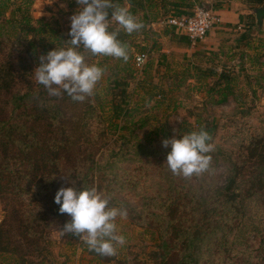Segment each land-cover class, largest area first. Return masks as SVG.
Returning a JSON list of instances; mask_svg holds the SVG:
<instances>
[{
	"label": "trees",
	"instance_id": "trees-1",
	"mask_svg": "<svg viewBox=\"0 0 264 264\" xmlns=\"http://www.w3.org/2000/svg\"><path fill=\"white\" fill-rule=\"evenodd\" d=\"M128 1L143 7L140 1ZM32 2L28 0V4ZM254 5L264 6V0H254ZM252 27L241 35V45L259 50L261 45L253 40L262 29L257 30L255 22ZM34 29L29 24L23 28L27 36ZM127 37L129 34L120 29L117 39L128 48ZM50 47L60 49L55 44ZM245 53L239 69L245 67ZM251 59L257 62L255 56ZM222 68L220 73L212 68L205 72L206 76L218 75L207 91L218 95V104L234 95L228 67ZM15 81V75L0 65V103ZM113 81L108 88L112 95L109 121L101 105L95 103L94 94L77 102L66 92L60 97L50 96L42 84L31 81L25 93L9 92L11 114L0 104V202L5 212L0 223V253L18 254L23 259L30 254L29 249L41 252L49 239V228L54 223L63 227L70 222L71 217L61 214L54 200L59 188L72 186L79 191L95 187L102 196H111L121 163L160 155V149L137 138V130L147 123L132 117L127 104L128 83L120 78ZM120 117L125 120L123 124L118 122ZM97 124L103 125L104 136L92 133L91 127ZM202 129L209 132L213 143L216 121L200 123L198 130H188L187 134ZM209 155L212 163L225 165L223 184L214 182L206 189L203 183L200 187L180 185L166 166L167 170L161 171L166 186L160 185L159 192L145 200L147 211L142 220L154 229L151 257L158 264H200V259L213 250L230 259L226 254L234 248H250L252 236H260L264 244V125L228 146L214 144ZM114 202H120L117 196L109 200V207ZM228 264L250 263L233 259Z\"/></svg>",
	"mask_w": 264,
	"mask_h": 264
},
{
	"label": "rangeland",
	"instance_id": "rangeland-1",
	"mask_svg": "<svg viewBox=\"0 0 264 264\" xmlns=\"http://www.w3.org/2000/svg\"><path fill=\"white\" fill-rule=\"evenodd\" d=\"M79 7L77 0H33L31 4H28V0H0V65L16 77L10 91L25 93L29 89V81L38 83L35 81L34 69L40 64L39 57L52 50L51 44L60 48L71 47L68 42L71 39L70 17ZM160 18L167 17L163 15ZM161 23V27L151 26L145 31L129 34L127 62L110 56L93 55L82 46L78 49L86 64H95L104 70L101 81L94 89V101L98 106L101 105L105 118L109 121L112 116V95L108 88L115 78L125 79L130 95L127 104L132 117L147 123L145 128L137 130L138 140L161 150L160 155L154 157H141V160L121 163L122 169L117 170L119 178L113 184L116 189H111L113 195H103L108 200L117 196L120 202H114L110 207L127 211L126 217L118 216L115 221L117 234L123 235L126 243L117 246L115 256H101L92 253L86 243L71 233L62 235V227L54 223L49 228L48 241L42 244L43 251H34L32 248L31 252L29 249L30 254L23 259L18 254L0 253V264H158L151 257L156 235L153 234V228L143 223L142 216L146 217L145 200L155 196L160 185L166 186L161 179V171L167 170L166 160L171 146L165 148L162 140L173 136L182 138L188 130H198L200 123L216 121L213 144L228 146L264 125V26L260 31L261 36H257L261 48L250 49V54L257 58V62H253L249 53H245L247 59L244 63L247 66L239 69L243 53L232 52L235 41L231 40V47L229 45L228 49L220 50L218 56L200 53L194 56L195 59H189L191 57H185L179 48L171 51L175 42L173 39L180 34L163 24V20ZM26 24L35 27L29 36L23 30ZM112 27L119 28V25L109 13V28ZM165 31L168 34L165 35ZM29 44L32 45L31 49H28ZM164 46L171 50L162 51ZM143 50H149V60L142 70L136 69L134 57ZM223 64L228 67L227 75L233 79L234 95L227 102L218 104V95L207 93L216 83L218 75L206 76L205 72L212 68L220 73ZM10 91H5L0 103L9 114L13 108ZM124 121L122 117L118 119L121 124ZM102 127L101 124L92 126V133L94 131V134L103 135ZM211 164L202 176H193L191 179L177 176L174 179L184 186L200 187L203 183L205 189L214 182L223 184L224 163ZM2 204L0 202V223L5 214ZM260 242V236L250 237V248H234L226 254V258L230 259L221 257L213 250L200 259V264H228L233 259L264 264V244Z\"/></svg>",
	"mask_w": 264,
	"mask_h": 264
},
{
	"label": "clouds",
	"instance_id": "clouds-1",
	"mask_svg": "<svg viewBox=\"0 0 264 264\" xmlns=\"http://www.w3.org/2000/svg\"><path fill=\"white\" fill-rule=\"evenodd\" d=\"M78 10L70 17L71 27L68 41L71 47L53 49L39 57L40 64L34 69L35 81L42 84L50 96L60 97L67 93L72 100L83 102L94 94L104 70L85 63L78 50L89 51L93 55L110 56L129 60L127 45L117 39L119 30L127 34L139 31L143 24L138 22L126 7L115 6L112 0H77ZM109 9L111 18L119 28L109 31ZM211 135L206 130L183 134L182 138H165L162 145L171 151L167 154V166L173 175L191 179L206 173L211 167L214 151ZM61 214H68L70 222L65 223L61 234L71 233L90 250L105 257L117 254V246H123L126 238L117 234L116 218L126 217L127 211L109 207V200L95 187L76 190L61 187L55 194Z\"/></svg>",
	"mask_w": 264,
	"mask_h": 264
},
{
	"label": "crops",
	"instance_id": "crops-1",
	"mask_svg": "<svg viewBox=\"0 0 264 264\" xmlns=\"http://www.w3.org/2000/svg\"><path fill=\"white\" fill-rule=\"evenodd\" d=\"M123 1L120 4L113 2V5L126 7L138 22H142L143 27L140 30L143 31L149 29L151 26L161 27V21L164 19L160 20V17L163 15L168 17L189 12L196 1H204L219 14L221 20L214 25L205 40L199 44L193 45L187 37L180 35L173 39L175 42L171 48L172 50H170L173 51L179 48L185 53V57H191L189 59H195L194 56L196 54L199 56L200 53L207 55L213 53L215 56H218L220 50L228 49L229 45L231 47L230 41L232 40L235 41L232 52H246L252 58V54H250L251 50L248 48L243 49L240 37L243 33L249 32L253 28L252 24L255 22L254 9L258 7V5H254V0H137L143 3V7L132 5L128 0ZM164 34L166 35L168 32L165 31ZM253 41L258 42L257 38ZM170 50H167L166 46L162 48V51ZM220 57H222V54H220ZM246 59L247 56L243 61L245 62ZM244 64L246 67V63ZM223 65L226 66V64Z\"/></svg>",
	"mask_w": 264,
	"mask_h": 264
},
{
	"label": "built area",
	"instance_id": "built-area-1",
	"mask_svg": "<svg viewBox=\"0 0 264 264\" xmlns=\"http://www.w3.org/2000/svg\"><path fill=\"white\" fill-rule=\"evenodd\" d=\"M220 20L219 14L208 3L196 1L189 12L169 16L163 20V24L174 28L178 34L187 37L193 45H197L205 40L209 31ZM149 54V50L136 53L134 57L136 69H143L149 60Z\"/></svg>",
	"mask_w": 264,
	"mask_h": 264
},
{
	"label": "water",
	"instance_id": "water-1",
	"mask_svg": "<svg viewBox=\"0 0 264 264\" xmlns=\"http://www.w3.org/2000/svg\"><path fill=\"white\" fill-rule=\"evenodd\" d=\"M255 24L257 30H261L264 26V6H258L254 9Z\"/></svg>",
	"mask_w": 264,
	"mask_h": 264
}]
</instances>
